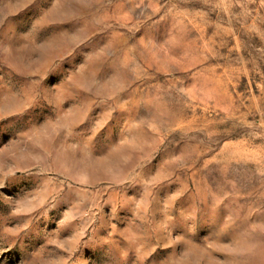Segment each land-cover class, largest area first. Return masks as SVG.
<instances>
[{
    "label": "rangeland",
    "instance_id": "374dc122",
    "mask_svg": "<svg viewBox=\"0 0 264 264\" xmlns=\"http://www.w3.org/2000/svg\"><path fill=\"white\" fill-rule=\"evenodd\" d=\"M0 126V264H264V0H0Z\"/></svg>",
    "mask_w": 264,
    "mask_h": 264
},
{
    "label": "snow or ice",
    "instance_id": "6c2138e0",
    "mask_svg": "<svg viewBox=\"0 0 264 264\" xmlns=\"http://www.w3.org/2000/svg\"><path fill=\"white\" fill-rule=\"evenodd\" d=\"M54 82L55 81L53 80V83ZM7 138H8V133L3 130L2 126H0V143H3Z\"/></svg>",
    "mask_w": 264,
    "mask_h": 264
}]
</instances>
